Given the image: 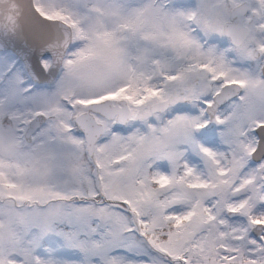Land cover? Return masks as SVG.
Masks as SVG:
<instances>
[{"label":"snow or ice","instance_id":"snow-or-ice-1","mask_svg":"<svg viewBox=\"0 0 264 264\" xmlns=\"http://www.w3.org/2000/svg\"><path fill=\"white\" fill-rule=\"evenodd\" d=\"M0 264H264V0H0Z\"/></svg>","mask_w":264,"mask_h":264}]
</instances>
